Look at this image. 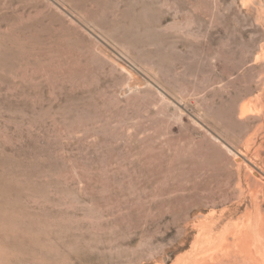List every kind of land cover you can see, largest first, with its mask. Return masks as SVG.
<instances>
[{
    "label": "rangeland",
    "instance_id": "374dc122",
    "mask_svg": "<svg viewBox=\"0 0 264 264\" xmlns=\"http://www.w3.org/2000/svg\"><path fill=\"white\" fill-rule=\"evenodd\" d=\"M263 176L264 0H0V264L209 262Z\"/></svg>",
    "mask_w": 264,
    "mask_h": 264
},
{
    "label": "bare ground",
    "instance_id": "6f19581e",
    "mask_svg": "<svg viewBox=\"0 0 264 264\" xmlns=\"http://www.w3.org/2000/svg\"><path fill=\"white\" fill-rule=\"evenodd\" d=\"M223 146L237 162L242 161L239 154L230 146L224 143ZM249 170L255 178L261 176L250 164ZM254 209V212L250 210L241 222L228 223L218 233L214 231L215 222H202L200 225L202 231L194 249L196 252L210 249V261L200 262L195 255L187 254L179 258L175 264H264V215L260 212L259 205Z\"/></svg>",
    "mask_w": 264,
    "mask_h": 264
}]
</instances>
